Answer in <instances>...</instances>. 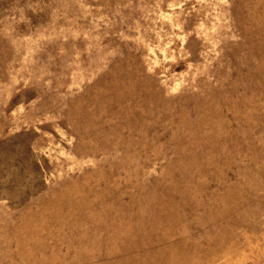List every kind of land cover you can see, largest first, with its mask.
<instances>
[{"label":"rangeland","instance_id":"374dc122","mask_svg":"<svg viewBox=\"0 0 264 264\" xmlns=\"http://www.w3.org/2000/svg\"><path fill=\"white\" fill-rule=\"evenodd\" d=\"M0 264H264V0H0Z\"/></svg>","mask_w":264,"mask_h":264}]
</instances>
